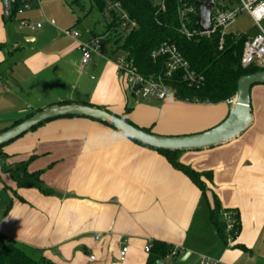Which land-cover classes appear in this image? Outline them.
<instances>
[{
  "label": "crops",
  "instance_id": "1",
  "mask_svg": "<svg viewBox=\"0 0 264 264\" xmlns=\"http://www.w3.org/2000/svg\"><path fill=\"white\" fill-rule=\"evenodd\" d=\"M34 8L24 18L43 25ZM43 17L47 24L31 32L17 20L4 19L0 7V133L63 102L116 116L129 108L127 118L134 125L170 137L205 132L228 116L234 99L214 105L165 100L159 109L151 100L139 103L117 73V38L103 35L100 17L80 24L76 17L75 26H83V32L103 36L99 53L85 66L79 42L90 36L64 37L55 20ZM75 26L70 28L79 30ZM251 107L253 124L238 139L204 150L205 155H180L183 165L211 173L204 179V196L161 154L102 123L85 118L45 123L3 150L13 168L33 159L28 175L0 167V235L51 264H147L145 247L154 241L181 249L173 264L193 257L200 264L201 256L223 264H259L264 254V86L251 91ZM215 202L237 214L236 247L216 239L210 218ZM122 237L130 239L123 263Z\"/></svg>",
  "mask_w": 264,
  "mask_h": 264
},
{
  "label": "trees",
  "instance_id": "2",
  "mask_svg": "<svg viewBox=\"0 0 264 264\" xmlns=\"http://www.w3.org/2000/svg\"><path fill=\"white\" fill-rule=\"evenodd\" d=\"M165 3V12H159L154 0H67V5L72 8L73 13L77 16L78 24L90 16L100 17L105 26L103 35L115 36L117 38L116 43L121 42V45L117 46V50L123 54H128L134 60L138 71L147 79L156 80L163 76L165 70L166 60L162 58L154 62L151 58L152 52L165 43L175 46L189 62L191 69L204 79L203 84L199 87H189L180 73H176L171 79L164 80L167 91L173 94L177 101L213 105L232 101L237 94V85L241 77L264 71L256 65L247 68L241 66L246 37L235 39L232 36H228L223 49L219 48L218 35L187 39L179 32L177 0H165ZM114 4H119L129 18L136 23L137 27L130 33L125 34L121 30L119 11L112 9L109 17H106L105 11ZM93 35L97 38L103 37L97 34ZM65 104L71 103L63 102L58 105ZM130 110L127 108L125 113L119 117L134 125L127 118ZM32 115H28L26 119ZM24 120L17 121L12 127ZM44 124L39 125L31 131L36 130ZM140 129L152 133L151 129ZM132 142L145 149L161 154L175 170L187 176L199 188L203 196L205 195L206 183L204 179H211V173H199L183 165L179 160L182 153L159 151L140 145L134 141ZM2 148H0V158L3 156L7 157L4 153H1ZM32 159L15 165L8 173H24L28 175V165ZM2 161L0 159V163ZM221 210L218 203L215 202V207L211 210L210 218L214 222L218 233H222L224 236V223L220 217ZM236 227L239 232L238 223ZM173 249V246L166 243L159 241L152 242L147 264H164L165 258ZM35 254L33 249L7 240L0 235V264H51L49 261L37 259Z\"/></svg>",
  "mask_w": 264,
  "mask_h": 264
},
{
  "label": "built area",
  "instance_id": "3",
  "mask_svg": "<svg viewBox=\"0 0 264 264\" xmlns=\"http://www.w3.org/2000/svg\"><path fill=\"white\" fill-rule=\"evenodd\" d=\"M42 0H0L2 16L6 20H17L22 29L37 32L42 29V23H31L24 18L25 13L30 11L33 6L40 5ZM159 12H165V0H154ZM204 0H177V14L179 20V32L187 39H194L199 36L211 37L219 36V48L223 49L225 40L228 36L240 39L242 33L233 31L237 19L242 15L248 18L258 28L259 34L254 38L246 37L244 42L241 66L247 68L252 65L264 70V0H216L212 8L211 31L203 34L195 27L199 17L198 3ZM112 9L120 12L121 30L127 34L133 31L137 25L132 21L126 12L121 9L119 4L110 6L106 11V17ZM62 34L74 40L80 41L83 34L89 35L86 41L79 42V50L82 53V66L87 65L94 54L99 53L100 38L91 36L87 29L83 33L79 30L69 28L62 30ZM154 62L164 58L165 70L162 77L156 80L145 78L137 69L135 62L128 54H124L116 62V69L119 76L123 77L126 85L133 91L139 87L136 96L145 100L165 101L176 100L175 96L167 91L164 80L171 79L176 73H180L183 80L189 87H199L203 84V77L198 76L192 69L189 62L183 57L180 51L173 45L165 43L154 50L151 54ZM187 103V102H186ZM220 217L224 223V238L228 248L234 247L239 232L237 231V214L234 211L221 210ZM99 240V238H96ZM129 237L121 238V251L119 261H126L129 253ZM152 243L145 247V253L149 254ZM181 249L174 247L171 253L165 258L164 263L172 264L179 256ZM200 264H223L204 256H201ZM94 260V257H90Z\"/></svg>",
  "mask_w": 264,
  "mask_h": 264
},
{
  "label": "water",
  "instance_id": "4",
  "mask_svg": "<svg viewBox=\"0 0 264 264\" xmlns=\"http://www.w3.org/2000/svg\"><path fill=\"white\" fill-rule=\"evenodd\" d=\"M215 2L216 0H204L202 3H198L199 17L195 27L203 34L211 31L212 8ZM258 85L264 86V71L241 77L237 85V94L226 119L218 126L199 134L161 136L131 125L107 110L88 105L65 104L43 109L20 124L1 132L0 148L16 141L43 123L72 117L105 124L127 139L159 151L190 153L209 150L238 139L252 126L251 91ZM138 88L135 87L133 93H136Z\"/></svg>",
  "mask_w": 264,
  "mask_h": 264
},
{
  "label": "rangeland",
  "instance_id": "5",
  "mask_svg": "<svg viewBox=\"0 0 264 264\" xmlns=\"http://www.w3.org/2000/svg\"><path fill=\"white\" fill-rule=\"evenodd\" d=\"M36 7L37 8L36 9L34 8L32 13L34 15H36V16H39V19H40L41 22H43V25L47 24L46 21H45V18L43 16H46L47 20H49V21L55 20L56 21L57 30L60 31V34L62 36H64L62 34V30L75 26L76 17L77 16H76V14L73 13L72 8H70L67 5V0H42L41 4L40 5H36ZM75 27H77V26H75ZM77 28L79 29V31H81L83 33V31H82L83 26L80 25ZM232 30L240 32V33H242L244 36H246L248 38H254V37H256L259 34L258 28L248 18L247 15L240 16L237 19V22H236L235 26L232 28ZM113 41H114V39H113ZM101 45L104 46V48H105L104 50L105 51L110 49V46L108 44H106L105 42H101ZM113 45H115V42L113 43ZM120 45H121V42L117 43V46H120ZM120 55L121 56L123 55L121 51H119L117 53V56H120ZM257 87H259V86L253 87L252 92L255 91L257 89ZM136 101H138L139 103H144V102H147V101L149 102V100L142 99L140 96L136 97ZM150 103H154L152 105L153 108H155V109L158 108L159 109L160 101H155V102L150 101ZM24 118H26V117H24ZM221 123H219V124H221ZM9 125L11 126V124H9ZM9 125H7V126H9ZM218 125H216V126H218ZM216 126H214V127H216ZM214 127H211L210 129H212ZM6 147H8V145L2 148V152L1 153H4L3 150L6 149ZM200 152L201 151L195 152V153H200ZM202 153L204 154L206 152L202 151ZM182 155H185V153H182L181 156ZM0 159L3 160L2 163H0V167L3 168V172L8 173V171L12 168V163L8 162V160H9L8 157H4L3 156ZM37 166H39V165L37 164ZM33 169H34V164L30 168V170H33ZM4 195H6V194H4ZM216 239L221 241V243L223 242V244H225L224 236H223L222 233L221 234L218 233V235L216 236ZM37 255H38V253H37ZM36 258H38V256H36ZM194 259H195V257H193L191 260H189L187 262H181V263L179 262V260H180L179 259L174 264H194V262H193ZM259 264H264V254L260 258Z\"/></svg>",
  "mask_w": 264,
  "mask_h": 264
}]
</instances>
